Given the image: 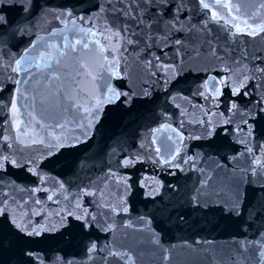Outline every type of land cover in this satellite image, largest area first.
Returning <instances> with one entry per match:
<instances>
[{
  "label": "snow or ice",
  "instance_id": "snow-or-ice-1",
  "mask_svg": "<svg viewBox=\"0 0 264 264\" xmlns=\"http://www.w3.org/2000/svg\"><path fill=\"white\" fill-rule=\"evenodd\" d=\"M251 5L0 0V264H173L163 237L205 229L236 235L223 255L185 241L194 264H264V0ZM145 162L196 178L158 200L164 181L129 171ZM137 188L153 207L132 217Z\"/></svg>",
  "mask_w": 264,
  "mask_h": 264
},
{
  "label": "water",
  "instance_id": "water-1",
  "mask_svg": "<svg viewBox=\"0 0 264 264\" xmlns=\"http://www.w3.org/2000/svg\"><path fill=\"white\" fill-rule=\"evenodd\" d=\"M259 0H252L251 6L258 5ZM250 6V7H251ZM264 11V10H262ZM42 34V33H41ZM245 40H253L251 37H244ZM251 46L259 47L260 45V37L255 38L253 41V44ZM89 63H94V58H89ZM92 87L90 80H84L81 83V88L84 90H90ZM195 143V142H190ZM102 141L101 136L98 134L95 138V143L93 145V148L91 149V152H97L102 147ZM133 175V180L137 179L141 176H149L150 178L153 176H158L159 179L163 180L165 183V188L162 190L161 196L157 197L158 200L163 199L164 201H167L173 197V193L167 188V184L169 182L178 183L181 186L188 185L190 186L193 181L195 180V174L190 173L191 179H188L187 177L183 176L182 174L177 175V177H171L165 175L163 172H161L160 169L155 168L151 163L145 162L144 164H138L135 169L129 170ZM136 192L140 194H134L132 197H130V204L132 206L131 215L132 217H135L140 214H144L148 212L153 207V203L151 201L145 200L143 196L144 189L137 188L135 190ZM125 222H127V218H124ZM117 220L119 221L120 218L117 217ZM259 227V225H254L251 229L248 231V236L251 238L253 234L255 233L256 229ZM124 229H120L117 233V237L123 235ZM129 232V243L135 245V242L137 239L142 238V233H132V230H127ZM235 233L227 232V231H221L219 229L217 230H211V229H205L202 232H196L195 230H174L171 233L166 234L163 237L162 243L165 246L169 245H176V248L173 252V264H194V262L197 260V255L195 253H191L190 250L183 248L182 245L185 241L193 242L196 238H206L213 241V245L216 249V252L218 255H223V253L231 247V242L233 236H235ZM241 238V237H237ZM150 251V250H149ZM14 259L13 257L9 256L8 260L11 262V260Z\"/></svg>",
  "mask_w": 264,
  "mask_h": 264
}]
</instances>
